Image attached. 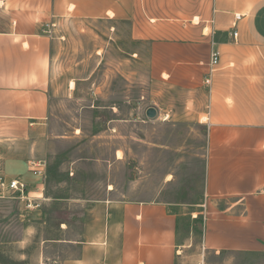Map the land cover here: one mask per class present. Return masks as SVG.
<instances>
[{
    "label": "crops",
    "instance_id": "obj_1",
    "mask_svg": "<svg viewBox=\"0 0 264 264\" xmlns=\"http://www.w3.org/2000/svg\"><path fill=\"white\" fill-rule=\"evenodd\" d=\"M1 2L10 23L0 30V175L26 182L45 206L26 211L25 227L43 264H176L179 221L199 215L204 251L264 253V0ZM65 18L111 22L131 42L149 44L155 79L185 101H207L198 211L181 214L161 201L57 202L33 174L44 163L47 178L51 138L53 40L43 30ZM212 50L220 64L206 85ZM53 206L66 207L65 218Z\"/></svg>",
    "mask_w": 264,
    "mask_h": 264
},
{
    "label": "rangeland",
    "instance_id": "obj_2",
    "mask_svg": "<svg viewBox=\"0 0 264 264\" xmlns=\"http://www.w3.org/2000/svg\"><path fill=\"white\" fill-rule=\"evenodd\" d=\"M1 3L4 30L10 14ZM50 23L47 194L57 202L161 201L181 214L198 211L205 200L207 101H185L184 92L155 79L150 45L131 42L111 22ZM149 108L157 109L155 119L147 117ZM22 207L0 195V264H43L25 234ZM53 207L65 218L66 207ZM189 219L180 221L176 264H264V253L204 251ZM60 252L65 257L67 248Z\"/></svg>",
    "mask_w": 264,
    "mask_h": 264
},
{
    "label": "built area",
    "instance_id": "obj_3",
    "mask_svg": "<svg viewBox=\"0 0 264 264\" xmlns=\"http://www.w3.org/2000/svg\"><path fill=\"white\" fill-rule=\"evenodd\" d=\"M241 17L236 16V21H240ZM43 33L49 37H53L52 34V25L46 24L43 30ZM234 37H237V32L234 31ZM220 64V52L218 50H212L210 55V63L208 65V75L205 79L206 85L211 84L212 76L217 71ZM169 118V115L166 116ZM166 119V120H167ZM33 174L39 177L44 184L46 179V165L44 163L37 164L33 170ZM0 195L2 196H13L14 198L22 201L25 204V210H33L36 208L42 207V203L35 202L34 199H31L29 196V185L19 179L8 181L3 175H0Z\"/></svg>",
    "mask_w": 264,
    "mask_h": 264
},
{
    "label": "trees",
    "instance_id": "obj_4",
    "mask_svg": "<svg viewBox=\"0 0 264 264\" xmlns=\"http://www.w3.org/2000/svg\"><path fill=\"white\" fill-rule=\"evenodd\" d=\"M182 220V219H181ZM180 220V221H181ZM179 221V222H180ZM188 224L191 225V228L193 230H195L196 233H198L200 236L203 235V225H204V220H203V217L202 216H198L197 218L195 219H192L190 217V219L188 220ZM221 253H225L224 251L221 252Z\"/></svg>",
    "mask_w": 264,
    "mask_h": 264
},
{
    "label": "water",
    "instance_id": "obj_5",
    "mask_svg": "<svg viewBox=\"0 0 264 264\" xmlns=\"http://www.w3.org/2000/svg\"><path fill=\"white\" fill-rule=\"evenodd\" d=\"M149 119H155L158 115V111L156 108H149L146 113Z\"/></svg>",
    "mask_w": 264,
    "mask_h": 264
}]
</instances>
